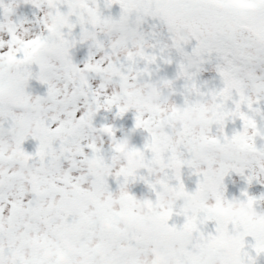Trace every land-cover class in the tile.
Here are the masks:
<instances>
[{"label":"snow or ice","instance_id":"snow-or-ice-1","mask_svg":"<svg viewBox=\"0 0 264 264\" xmlns=\"http://www.w3.org/2000/svg\"><path fill=\"white\" fill-rule=\"evenodd\" d=\"M0 34V264H264V0H0ZM207 95L205 120L169 116ZM124 140L140 166L116 162Z\"/></svg>","mask_w":264,"mask_h":264},{"label":"rangeland","instance_id":"rangeland-1","mask_svg":"<svg viewBox=\"0 0 264 264\" xmlns=\"http://www.w3.org/2000/svg\"><path fill=\"white\" fill-rule=\"evenodd\" d=\"M33 10L34 9L29 4H20L17 8V13L18 14H24V15L31 17ZM111 11H112L113 15L118 14V12H119L118 5H114L113 8L111 9ZM38 30H39V26L34 25L30 20H23L19 23L17 33H18L19 39L26 40V39L30 38L31 36H33L35 34V32ZM0 35H2V34H0ZM41 46H42L41 41H31L30 43L27 44V49H28L29 53L31 54V53L37 52ZM77 58L79 59L82 57L78 56ZM211 75H213V73H210V72L203 73L204 78H208ZM80 78H81V74L79 72L73 76V79H75V80H79ZM36 83L37 82L34 80L30 81V84H32V85H36ZM31 90L34 92L37 90L42 91V88H40V89L32 88ZM151 95L157 96V97H164L167 99V98H171L172 96H174L175 91L173 89L161 90V89H157L154 87L151 91ZM143 102L148 103L149 98L144 99ZM216 106H217V101H216L214 96H212V95L202 96L199 99V101L197 102L195 107H193L189 110H185V111H180L179 109H174L173 112L169 113V116L171 117V119H173L175 121H179L182 125V128L188 129L190 126H194L197 122L205 120L207 118V114L210 111H213ZM160 111L163 112L164 109L161 108ZM102 115H104L103 112L96 116L95 121L97 123L101 122ZM106 115L108 116V118L110 120L112 119L111 113H106ZM132 122H133V120H132V113L131 112L126 113L123 117L116 118L114 120V123L118 126L117 135H121V132L119 131V125H123L124 129L127 130L128 128L131 127ZM95 140L101 141L102 140L101 134L97 133L95 136ZM141 141H142V135L139 131H137L136 133L133 134V142L138 144ZM34 143H35V141H33L30 138L28 141H25V147H27L29 150H31ZM246 144H247V140L244 137H239L235 142L236 147H244ZM122 149L130 150L128 147V141L124 140V141L120 142L119 150L115 156L116 162H119V160L121 159V156L119 155V151ZM135 152L140 154V159L134 164H129L132 167L140 166L143 163V159H144L142 152H138V151H135ZM26 167H30V165L26 163ZM102 170L105 173L110 171V169L107 167H104ZM186 182L189 184L190 187L193 186L192 180H186ZM112 183L114 186V182H112ZM253 187L255 189V188H258L259 186L254 185ZM229 189H230V194L232 191H235L238 193V190H239L238 187H234L231 184H229ZM131 190L133 192H135L137 195H140L141 193L146 192V187L142 184H137V185L132 186ZM145 195H147V193H145ZM109 205H110V207L115 208L116 201L112 198H109ZM152 212H153L152 206L148 203L137 202L133 205L126 207V209H125V213L129 216H132V217H143L146 215H150ZM223 214L229 218H246V217L250 218L252 216H255L256 213H255V210L251 209L250 207L245 208L242 204H229L228 206H226L223 209ZM177 238L179 239V237H177ZM217 245H220V246L225 247V248L229 247V243L226 240L209 241L207 244V247L208 248H215Z\"/></svg>","mask_w":264,"mask_h":264},{"label":"water","instance_id":"water-1","mask_svg":"<svg viewBox=\"0 0 264 264\" xmlns=\"http://www.w3.org/2000/svg\"><path fill=\"white\" fill-rule=\"evenodd\" d=\"M121 154L128 162H137L140 158L138 154L132 151L123 150Z\"/></svg>","mask_w":264,"mask_h":264}]
</instances>
